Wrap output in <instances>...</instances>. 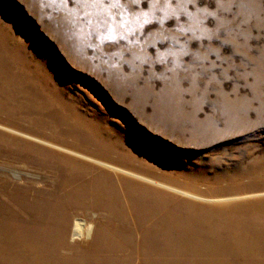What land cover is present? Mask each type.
I'll return each instance as SVG.
<instances>
[{
  "label": "rangeland",
  "instance_id": "rangeland-1",
  "mask_svg": "<svg viewBox=\"0 0 264 264\" xmlns=\"http://www.w3.org/2000/svg\"><path fill=\"white\" fill-rule=\"evenodd\" d=\"M0 42L34 97L80 128L0 107V202L13 215L27 194L77 217L81 194L55 172L91 169L86 157L126 170H104L117 216L151 208L201 233L264 231V0H0Z\"/></svg>",
  "mask_w": 264,
  "mask_h": 264
},
{
  "label": "bare ground",
  "instance_id": "bare-ground-1",
  "mask_svg": "<svg viewBox=\"0 0 264 264\" xmlns=\"http://www.w3.org/2000/svg\"><path fill=\"white\" fill-rule=\"evenodd\" d=\"M0 46L6 50L5 44L0 42ZM8 53L4 58L0 52V107L21 113L51 131L80 130L73 124L66 128L60 116L64 122L65 118L55 107L34 97L24 63L20 65L12 52ZM84 158L80 162L89 163L91 169L79 168L75 176L61 168L55 172L59 184L64 176H71L81 194L77 217L61 201L40 198L38 205L37 197L27 194L21 200L22 216L13 215L8 204L0 202V264H264V231H249L240 222H224L219 234H206L194 231L184 218L178 217L184 221L178 222L173 215L151 208L138 209L137 220L117 216L118 199L106 193L109 180L105 171L125 174L126 170ZM40 163L35 161L31 166L47 172L50 166ZM229 236L234 239L229 240ZM172 246H177L173 255Z\"/></svg>",
  "mask_w": 264,
  "mask_h": 264
}]
</instances>
